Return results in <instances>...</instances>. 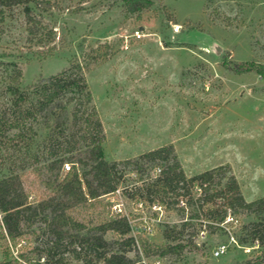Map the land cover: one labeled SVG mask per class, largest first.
Segmentation results:
<instances>
[{"label":"rangeland","instance_id":"obj_1","mask_svg":"<svg viewBox=\"0 0 264 264\" xmlns=\"http://www.w3.org/2000/svg\"><path fill=\"white\" fill-rule=\"evenodd\" d=\"M39 1H48L52 8L44 11L31 4L36 36L27 32L22 6L3 12L1 104L9 100L5 88L11 63L23 71L26 87L63 71L77 56L86 67L104 126L103 149L109 161L172 144L188 175L229 166L247 201L264 196V78L255 71L239 74L227 68L244 62L264 65V0H151L152 6L140 13L127 11L125 0ZM50 29L55 32L52 43ZM215 44L222 48L220 55L211 50ZM53 47V56H34ZM34 127L37 140H43L49 132L45 120L40 118ZM10 154L0 150V177L8 174L10 163L17 169L25 166L27 189L43 192L32 161ZM106 199L112 211L131 218L135 237L164 243L163 225L181 222L175 211L149 208L121 191ZM236 227L225 225L234 236ZM136 242L138 250L130 256L147 264H241L253 249L234 244L228 233L200 232L199 249L187 248L181 257L147 259ZM37 244L28 236L11 255L32 256ZM221 244H228L229 250L215 258L213 251ZM67 264L81 263L70 258Z\"/></svg>","mask_w":264,"mask_h":264},{"label":"trees","instance_id":"obj_2","mask_svg":"<svg viewBox=\"0 0 264 264\" xmlns=\"http://www.w3.org/2000/svg\"><path fill=\"white\" fill-rule=\"evenodd\" d=\"M31 4L44 11L52 8L48 1L0 0V21L6 9L22 6L27 32L36 36ZM125 5L127 11L140 13L152 1L125 0ZM47 36L49 43L55 41L52 29ZM55 49L34 56L47 58ZM227 68L239 74L255 71L264 78L262 64L244 62ZM23 78V71L11 63L5 88L9 100L0 103V150L31 160L32 173L44 190L27 189L25 166L17 169L10 163L8 174L0 177V246L4 253L0 264H67L70 258L81 264H143L139 256H130L138 250L136 241L147 259L181 257L187 248L199 249L196 238L200 232L226 234L225 225H234L227 222L229 216L238 220L233 232L238 245L253 248L241 264H264V196L247 201L229 166L188 175L172 144L136 158L109 161L103 149L104 126L79 57L72 58L63 71L29 86L22 87ZM40 118L49 128L43 140H37L34 127ZM66 164H71L69 171ZM156 169L160 172L152 173ZM118 190L149 208L175 211L181 222L163 225L164 243L133 236L131 218L112 211L113 204L106 199ZM242 217L251 220L244 222ZM28 236L38 243L30 251L32 256L24 252L12 256V248L26 244Z\"/></svg>","mask_w":264,"mask_h":264},{"label":"built area","instance_id":"obj_3","mask_svg":"<svg viewBox=\"0 0 264 264\" xmlns=\"http://www.w3.org/2000/svg\"><path fill=\"white\" fill-rule=\"evenodd\" d=\"M65 170L66 171H69L70 170V165L69 164H66L65 165ZM156 171V173H159L160 172V169H156L155 170ZM118 193L120 192V190H118L117 191ZM140 205L139 206H142L143 204L142 203H139ZM153 208H157L156 206H154ZM159 209H160V207H158ZM227 222H234V224H238V220L237 219H235V218H233L232 216H229L228 218H227ZM222 226H224L223 224H222ZM147 228V226L145 227V229ZM150 229V228H149ZM227 231V233L229 234V236H230V240H231V242H233L234 244H236V245H238V242H237V240H236V238H235V236L232 234V232L230 231V230H226ZM202 233H204V232H202ZM239 246V245H238ZM229 245L228 244H221V245H218L215 249H214V251H213V256L215 257V258H219V257H221V256H223V255H225L227 252H228V250H229ZM143 264H147L145 261H143ZM157 264H160L159 262L157 263Z\"/></svg>","mask_w":264,"mask_h":264},{"label":"water","instance_id":"obj_4","mask_svg":"<svg viewBox=\"0 0 264 264\" xmlns=\"http://www.w3.org/2000/svg\"><path fill=\"white\" fill-rule=\"evenodd\" d=\"M211 50L216 54V55H220L221 51H222V48L220 45L218 44H215Z\"/></svg>","mask_w":264,"mask_h":264}]
</instances>
